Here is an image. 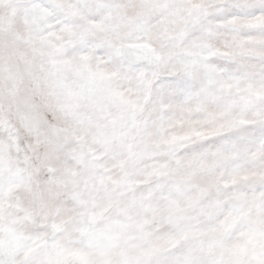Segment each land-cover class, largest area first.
Here are the masks:
<instances>
[{
	"label": "snow or ice",
	"instance_id": "1",
	"mask_svg": "<svg viewBox=\"0 0 264 264\" xmlns=\"http://www.w3.org/2000/svg\"><path fill=\"white\" fill-rule=\"evenodd\" d=\"M0 264H264V0H0Z\"/></svg>",
	"mask_w": 264,
	"mask_h": 264
}]
</instances>
